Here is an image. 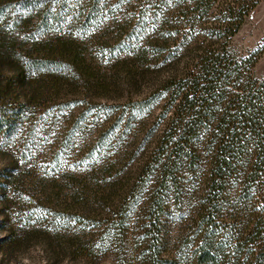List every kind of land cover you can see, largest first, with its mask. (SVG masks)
<instances>
[{
	"label": "trees",
	"instance_id": "16d2710c",
	"mask_svg": "<svg viewBox=\"0 0 264 264\" xmlns=\"http://www.w3.org/2000/svg\"><path fill=\"white\" fill-rule=\"evenodd\" d=\"M3 1L0 15L8 10ZM260 2L13 0L23 9L14 18V29L32 24L27 35L37 37L43 30L57 37L54 43L36 41L24 54L18 51L17 40L10 39L9 55L15 67L10 77L21 87L33 86L43 77L48 84L41 92L54 99L66 91L63 88H69L66 94L73 91L80 80L95 94H105L107 86L92 83L88 68L92 61L76 40L82 34L101 37L95 32L98 22L124 16L122 7L131 8L133 17L116 19L120 32L130 27L125 44L144 63L150 54H163L175 44L178 49L180 39L202 33L203 42L196 47L192 63L164 81L153 95L166 98L161 115L165 123L133 182L119 187L117 181L102 183L99 177L68 173L64 180L74 181L68 187L64 181H54L42 188L47 201H61L62 227L68 229L72 220L79 219L84 237L83 211L91 195H101L100 200L110 203L111 220L102 226L104 243L124 241L128 234L135 237L130 260L121 247L114 250V264H264V77L255 73L264 45L241 56L229 43ZM3 34L7 39L8 33L0 29ZM130 40L135 42L131 47ZM28 92L19 107L0 112V134L12 136L25 121L24 114L37 96ZM73 128H67L65 145L75 139ZM105 136L107 132H102L99 140ZM15 172L16 167H10L0 185L4 205L23 201ZM96 184L99 189H92ZM173 205L178 211L184 205L187 215L184 226L169 239L168 215ZM33 210L17 215L33 217ZM30 238L10 228L0 243L19 245ZM72 248L87 258L96 249L89 241H74Z\"/></svg>",
	"mask_w": 264,
	"mask_h": 264
},
{
	"label": "rangeland",
	"instance_id": "374dc122",
	"mask_svg": "<svg viewBox=\"0 0 264 264\" xmlns=\"http://www.w3.org/2000/svg\"><path fill=\"white\" fill-rule=\"evenodd\" d=\"M3 2L8 10L0 15V29L8 36L6 39L5 34L0 35V112L19 107L28 91L35 92L37 96H33L30 109L24 114L25 121L20 123L17 132L10 137L0 134V185L8 169L16 167V181L24 193L23 201L15 199L11 205H4L0 200V240L10 228L17 229L19 235L23 232L31 235L24 244L3 246L0 243V264H114V250L121 247L126 249L130 260L133 235L128 234L124 241L106 244L102 239V226L111 220L112 208L109 202L99 199L101 195L93 194L87 201L83 211L87 232L84 237L80 232L79 219L72 220L68 229L62 227L61 201H47L41 191L54 181H64L68 187L74 183L73 180H64L68 173L77 177H99L102 183L105 179L109 183L117 181L119 187H127L133 182L165 123L161 115L166 98L153 95H157L164 81L183 72L192 63L196 47L203 42L202 33L180 39L182 44L178 49L175 44L166 48L163 54H150L144 63L132 50L130 53L125 44L130 38V27L125 24L127 27L120 32L118 21L122 18L124 21L125 16L133 17L131 8L122 7L124 16L117 14L118 18L106 17L98 22L95 32L101 37L82 34L76 40L78 45L85 47L88 59L92 61V67H88L92 70V83L107 86L102 92L105 94H95L80 80L73 91L66 94L69 88H63L66 91L54 99L41 92L48 84L43 77L37 78L33 86L14 84L10 75L15 67L8 45L10 39H16L18 51L24 54L36 41L54 43L57 35L43 30L36 33L37 37L27 35V32L31 33L32 24L28 27L21 24L14 29V18L22 14L23 9L13 0ZM95 39L102 42L104 48L98 47ZM131 43L130 47L135 42ZM229 43L241 56L264 45V0L252 9ZM255 67L256 75L264 77V54ZM147 99L151 101L146 105ZM70 126H74L76 131L75 139L70 145H65ZM102 132H107V136L99 140ZM105 168L106 171L103 170ZM92 189H99V185ZM29 209L33 210V217L17 215ZM186 215L184 205L181 211L174 205L169 208V239L184 226L182 222ZM71 237L73 239L68 240ZM74 241H89L95 245L92 257L78 255L72 248Z\"/></svg>",
	"mask_w": 264,
	"mask_h": 264
}]
</instances>
